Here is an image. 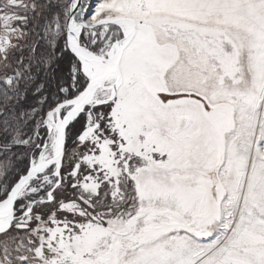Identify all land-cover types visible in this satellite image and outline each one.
Returning a JSON list of instances; mask_svg holds the SVG:
<instances>
[{"label":"snow or ice","instance_id":"1","mask_svg":"<svg viewBox=\"0 0 264 264\" xmlns=\"http://www.w3.org/2000/svg\"><path fill=\"white\" fill-rule=\"evenodd\" d=\"M0 264H264V0H0Z\"/></svg>","mask_w":264,"mask_h":264}]
</instances>
